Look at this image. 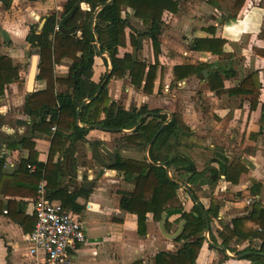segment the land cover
Wrapping results in <instances>:
<instances>
[{
  "label": "crops",
  "instance_id": "0c3cea01",
  "mask_svg": "<svg viewBox=\"0 0 264 264\" xmlns=\"http://www.w3.org/2000/svg\"><path fill=\"white\" fill-rule=\"evenodd\" d=\"M68 1L0 0V55L8 56L14 66H20L21 77L19 83L6 88L4 97L0 99V155L6 157L5 179L0 178V264H45L44 255L31 256L24 241L35 226V199L30 196L33 191L27 180L13 175L21 161L28 157V152L9 150L7 146L10 141L30 136L34 124V118L24 113L26 96L29 94V53L33 50L27 37L31 28L36 26L37 34H40L46 18L53 13L61 15ZM179 1V12L164 16V31L160 38L162 53L153 94L146 95L143 87L137 89L127 77H111L107 90L111 102L118 109L131 111L147 106L148 110L153 111L166 104L172 105L167 94L171 92V86L176 87L172 98L175 96L177 100L181 96L182 110L176 112L171 108V113L179 114L192 131L191 136L183 138L178 152L192 161L202 177L195 185L181 186L178 196L182 209L165 211L164 227L168 234H175L184 221L181 219L182 213H189L194 208L196 203L187 189L190 187L205 209L209 208L212 199L220 206L219 219H213L210 232L217 240L215 244L222 245L218 236L222 225H231V220L251 213L245 202L248 197L264 198V0H246L237 19L229 23L222 20L219 10L206 4L208 0ZM82 9L89 7L83 4ZM132 25L141 31L136 21L133 20ZM209 26L216 27L215 34L204 31ZM129 32L130 29L126 30L127 34ZM196 38L225 40L224 56L192 51L191 45ZM132 53L133 49L128 46L119 50L118 58L123 59L126 54ZM143 55L147 58L142 59ZM103 57L107 58V64ZM103 57H95L92 81L96 84L107 75V69L110 70V66L106 67L110 65L109 58ZM137 58L148 66L155 63L150 40L143 41ZM203 63L209 64L211 69L223 66L235 73V76L224 81L225 90L238 88L249 75L259 73L262 88L255 109H251L252 98L249 95H217L212 92L207 81L210 70H204L208 71V77L193 76L174 83L175 66ZM38 73L33 92L46 89V83L38 80ZM68 73L69 64L65 61L54 65L55 78H65ZM67 89L61 85L56 87L60 93ZM201 89L202 94H199ZM165 112L161 111V114ZM116 139L120 141L121 134L93 128L86 141L77 144L74 166L69 157L61 153L54 158L55 163L59 160L62 162L67 175L62 179L61 186L70 194L84 190L82 186L85 182L94 183L90 191L84 190L85 193L76 200L83 208L78 215L86 228V241L74 252L73 264H155L157 254L175 253L183 244V241L177 243L166 238L160 230L161 219L156 222L151 213L147 215L146 235H139L138 217L120 209L121 194L132 192L134 184L117 171L103 168L93 155L92 144L100 143L96 146L106 162L109 159L101 150L102 146L116 155L119 152L123 154L122 157L138 160L145 158L146 150L142 156L133 147L118 151ZM33 141L39 153L38 162L47 164L52 137L39 136ZM229 167L236 171L232 176L233 183L227 181L223 172ZM261 243L260 239L244 243L234 239L230 248L243 251L249 246L257 248ZM231 256L235 254L210 247L206 242L196 264H252L251 261Z\"/></svg>",
  "mask_w": 264,
  "mask_h": 264
},
{
  "label": "trees",
  "instance_id": "16d2710c",
  "mask_svg": "<svg viewBox=\"0 0 264 264\" xmlns=\"http://www.w3.org/2000/svg\"><path fill=\"white\" fill-rule=\"evenodd\" d=\"M245 2L246 0H208L206 4L219 10L222 13V20L229 23L237 19ZM83 4L89 9H82ZM179 10V0H69L61 15L53 13L46 18L40 34H37L38 26L31 28L27 42L33 49V55L37 54L40 57L38 80L46 83V89L26 96L24 113L34 118L31 135L10 141L7 147L9 150L22 149L28 152V157L21 161L13 175L23 177L29 182L33 191L30 196L33 199L36 198L39 184L45 180L47 192L52 200L60 201L67 212L79 214L82 211V206L78 205L76 200L85 191L81 189L78 193L70 194L61 186L62 179L67 174L62 162L59 160L55 163L54 158L61 153L64 157H69L74 166L77 144L86 141L93 126L103 128L107 132L115 130L114 133L121 134L122 143L119 148L133 147L140 150L139 152H145L154 136L161 130L150 146V160L153 163L166 164L173 179L182 184L195 185L202 177L192 161L178 152L183 138L192 135V131L184 124L179 114H174L170 122L161 129L167 122L168 115L161 114L160 110L150 111L147 106L131 111L118 109L108 95L109 81L94 99L106 78L104 76L99 84L92 81L95 57L102 56L98 53L97 42L100 52L108 54L112 59L111 77L117 79L127 77L137 89L143 87L146 95L153 94L159 57L162 53L160 38L164 31V16L176 14ZM133 20L142 25L144 30L136 29L132 25ZM128 29L131 31L129 34L126 33ZM204 31L215 34L216 27L209 26L204 28ZM144 40H150L152 43L155 63L150 66L137 58ZM225 43L222 39L196 38L191 50L224 56ZM128 46L133 49V53L126 54L123 59L118 58L119 50ZM103 58L107 64V58ZM64 61L69 64L68 75L65 78H55L54 65ZM204 70H210L207 81L212 92H216L217 95L224 93L230 96L249 95L252 98L251 109H255L262 88L257 72L249 75L238 88L225 90L224 81L235 76V73L226 67L211 69L206 63L183 64L173 68L174 83L193 76H203ZM20 81V66H14L8 56L0 55V99L4 97L9 85ZM57 85L66 86L68 89L65 92H57ZM86 100L91 101L82 107ZM79 109L82 127L77 125ZM147 113L156 115L143 119L133 134L121 132L133 130L140 118ZM39 136L52 137L47 164L38 162L39 153L33 139ZM67 143L70 145L67 146ZM117 156L118 162L111 169L134 184L132 192L121 194L120 209L138 217V233L144 236L149 213L154 215L156 222H159L165 211L182 209V202L178 196L181 186L170 178L165 167L150 164L146 157L141 160L125 158L119 152ZM5 161L6 157L0 155L2 179H5L3 174ZM33 167L35 169L32 171ZM223 172L228 182H235L232 180L236 172L234 169L229 167ZM187 189L192 191L198 200L193 189L190 187ZM219 213L220 206L213 199L208 209L199 203L194 205L191 212H183L181 219L186 221V224L180 236L175 239L177 243L183 241L182 246L175 253L160 252L155 257V264H196L206 243L204 236L207 230L206 220L208 218L211 224L213 219H219ZM219 223L222 221L219 220ZM166 228H169L168 223ZM218 236L222 246L235 255H244L245 260L264 264V211L259 205H255L249 215L231 220V225H222ZM210 239L217 243L211 232ZM234 239L238 243L260 239L262 243L257 248L249 246L243 251H236L230 248V243Z\"/></svg>",
  "mask_w": 264,
  "mask_h": 264
},
{
  "label": "built area",
  "instance_id": "2783aa9c",
  "mask_svg": "<svg viewBox=\"0 0 264 264\" xmlns=\"http://www.w3.org/2000/svg\"><path fill=\"white\" fill-rule=\"evenodd\" d=\"M39 2L42 0H24ZM31 169H35L34 167ZM246 205L253 210L259 205L264 211V198L248 197ZM36 218L34 229L25 236V243L31 256L43 254L45 264H73L74 252L86 241V228L78 214L67 212L62 203L51 199L43 180L34 200Z\"/></svg>",
  "mask_w": 264,
  "mask_h": 264
},
{
  "label": "water",
  "instance_id": "95a60500",
  "mask_svg": "<svg viewBox=\"0 0 264 264\" xmlns=\"http://www.w3.org/2000/svg\"><path fill=\"white\" fill-rule=\"evenodd\" d=\"M99 9H101V8H99ZM99 9H98V10H99ZM43 25H44V23L42 24V26H43ZM98 45H99V44H98V42H97L98 53H99L100 55H102V56H107V57L109 58V62H110V70H109V72L107 73L105 80L101 83V85H100V87H99V89H98V92H97L96 96L94 97V99H96V98L99 96V94L101 93L103 87L106 85V83H107L108 80L110 79V77H111V72H112V69H113L112 59L108 56V54H106V53H101L100 50H99V46H98ZM38 65H39V55L36 54V55H34V56L32 57V59H31V68H30V73H29V76H28V83H27V91H28V93H32V92L34 91V84H35V81H36V79H37ZM203 75H204L205 77H208V71H204V72H203ZM90 101H91V100H86V101L83 103L82 107H84V106H85L87 103H89ZM82 107H81V108H82ZM80 110H81V109H79L78 114H77V125H78V126H80V120H79V112H80ZM167 114H168L169 118H168L167 122H165V123L163 124V126H162L161 129H163V128H164V127L170 122V120L173 118V114H172L171 112H167ZM155 115H156V114H154V113H147V114L143 115V116L140 118V120L138 121L137 126H136L133 130H130V131L122 130L121 132H122L123 134H133L134 132L137 131V129L139 128V126H140V124H141V122H142L143 119H145L146 117H153V116H155ZM93 128L101 129V130L105 131V129H103V128H99V127H96V126H93ZM160 131H161V130H160ZM160 131H159V132H160ZM114 132H116V131L113 130L112 133H114ZM159 132L154 136V138L152 139L151 143L147 146L145 157H146L147 161H148L150 164H153V165H156V166H163V167H165V168L167 169V171L169 172L170 178H171L173 181H175L176 183H178L180 186L185 187L184 184H182V183L178 182L177 180L173 179V177H172L171 174H170V170H169V168L166 166V164H164V163H153V162L150 160V158H149V149H150V146H151V144L154 142V140L156 139V137H157V135L159 134ZM92 149H93V155H94L95 159L97 160V162H98L103 168H105V169H111V168L115 167V165H116L117 162H118V157H117L116 153L110 151L107 147L102 146V147H101V150L103 151V153H104V154L108 157V159H109V162H106V161H104V160L102 159V157L100 156V153L98 152V149H97V146H96L95 143L92 144ZM93 186H94V183H93V182H85V183L83 184L82 188H83L85 191H90L91 188H92ZM188 192L190 193V195H191L193 201H194L196 204H199L200 202H199L198 200H196V198L194 197L193 192L190 191L189 189H188ZM165 219H166V214H163V215H162V218H161V221H160V230H161L162 234H163L166 238H168V239H170V240H175V239H177V238L180 236V234H181V232H182V230H183V227H184L186 221H183V222H182V224L180 225L178 231H177L175 234H168V233L166 232V230H165V227H164V221H165ZM206 221H207V230H206V233L204 234L205 239H206V242H207L210 246H212V247H216V248H219V249H221L222 251H224L225 253L228 254V249H227L226 247H224V246H222V245H216L215 243H213V242L211 241V239H210V223H209L208 218H207ZM231 257L236 258V259H243L244 255H236V256H231ZM252 264H257V263H252Z\"/></svg>",
  "mask_w": 264,
  "mask_h": 264
},
{
  "label": "rangeland",
  "instance_id": "374dc122",
  "mask_svg": "<svg viewBox=\"0 0 264 264\" xmlns=\"http://www.w3.org/2000/svg\"><path fill=\"white\" fill-rule=\"evenodd\" d=\"M138 28H140L141 29V31L142 30H144V27L142 26V25H140ZM32 57H33V51H30V53H29V59L31 60L32 59ZM142 59H144V58H147V57H144V55L141 57ZM31 64V61L29 62V65ZM110 65L108 64V65H106V67H109ZM109 70L107 69V72H108ZM175 89H176V87H174V86H171V88H170V91L171 92H169L168 94H167V97H169V100L172 102V105L171 104H166V105H164L163 106V108L161 109L160 107H158V109L160 110V111H167V112H172L171 111V108H172V110H174V111H176V112H180L181 110H182V108H181V105H180V100H181V96L180 97H178V99L176 100V98H175V96L172 98V95H174V93H176L175 92ZM202 91H203V89H201L200 90V92H199V94H202ZM199 94H197V95H199ZM162 96V95H161ZM157 109V108H156ZM164 114H166L167 115V113L165 112ZM121 140V139H120ZM122 143L121 141H119V139H116V141H115V144H116V146L118 145H120V144ZM118 151H121V148H119V150ZM140 151V150H139ZM140 154H139V156H142V153H144L143 151L142 152H139ZM122 156H123V154H121ZM125 157H127V156H125ZM236 256V255H235Z\"/></svg>",
  "mask_w": 264,
  "mask_h": 264
}]
</instances>
